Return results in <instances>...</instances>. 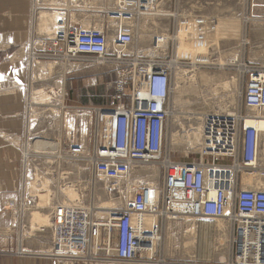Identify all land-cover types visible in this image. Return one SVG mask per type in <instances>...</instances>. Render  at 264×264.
I'll use <instances>...</instances> for the list:
<instances>
[{
	"label": "rangeland",
	"instance_id": "374dc122",
	"mask_svg": "<svg viewBox=\"0 0 264 264\" xmlns=\"http://www.w3.org/2000/svg\"><path fill=\"white\" fill-rule=\"evenodd\" d=\"M162 4L163 0L156 1L155 5L150 4L146 8L148 10L141 15L123 20L118 18L123 16H118L116 0H33L32 19L36 36L27 45L25 60L30 65V71L24 90L28 116L24 153L27 152L28 158L22 174V190L27 194L23 206L30 212L31 227L34 224L50 227L52 241L50 254L63 261L72 264H230L233 237L231 226L223 219L184 218L165 222L160 229L161 240L156 242L152 239L151 243L142 245L140 251L136 253V257L141 261L124 263L117 261L100 263L87 259L84 261L83 257H89L88 252L91 253L86 244L82 250L71 243L84 254L81 259L70 258L64 252L66 249L64 247L56 248L57 229L53 227L51 218L55 206L65 204L76 213L84 212L90 206L106 203L110 206L108 209H93V221L104 222L103 217L108 211L122 210L131 188L128 181L106 180L91 174L90 157L95 143L94 124L99 112L102 111L92 108L76 109L73 118L68 115L62 117L63 87L58 86L59 82L63 83L61 64L54 62L65 59L42 56L53 50L58 51L52 46V42H55V37L61 40L59 37L62 33L65 34L70 26L81 28L102 26L110 29L117 19H120L134 31V43L127 51L137 56H154L160 60H168L171 55L169 35L174 20L176 22L195 14H204L202 16L211 21L207 15H214L212 53L210 52L202 63L197 58L195 63L190 60L172 69L171 116L166 133L165 152L175 162L199 159L198 141L195 140V134L197 135L199 131L196 130L194 121L200 119L203 114L232 113L240 110L249 116L255 114L244 109L241 100L244 84L238 69L243 64L256 67L264 65V23L251 17L252 13L259 12V7L251 11L247 7V0H187L184 6L187 8L186 12L173 14L174 19H170L163 14ZM38 14L44 23L42 26L37 25ZM181 28L186 29L183 26ZM208 35L209 33L203 37L206 38L209 47ZM184 36L185 33L181 32L178 37ZM62 43L59 41L58 49L61 50L58 54L63 53ZM109 49L111 52V45ZM101 63L105 64L103 68L107 71L108 91H113L114 96V89L118 86V93L122 91L125 97L130 80L124 77L121 82L117 75V69L121 68L117 63ZM76 65L82 66L75 63L73 67ZM210 66L214 68H209ZM21 90L20 88L19 91ZM38 91L43 93V98H40ZM44 92H48L49 96ZM5 93L6 95L10 93L13 100L18 97L16 94L19 92L12 88ZM2 95L0 93V97ZM124 101L126 104L127 96ZM34 102L44 104L36 105ZM114 104V98H111L108 106ZM79 112H83V115ZM259 114L256 115L260 116ZM142 170L150 172L153 178L160 169L149 166L143 167ZM238 179L246 180L243 184L245 186L256 185L264 188V148L260 154L257 171L255 173L242 171ZM151 181L150 178L147 179V182ZM161 181L160 178V183ZM64 187L72 189L77 195L76 198L65 195ZM44 215L45 224L33 220ZM84 219L83 213L81 221ZM201 223L209 225L203 230L204 233L200 231ZM149 229L150 226L147 231L151 230ZM74 231H70L72 233L68 237L69 240L81 237L77 234L82 232L73 234ZM91 254L93 255V252Z\"/></svg>",
	"mask_w": 264,
	"mask_h": 264
},
{
	"label": "built area",
	"instance_id": "2783aa9c",
	"mask_svg": "<svg viewBox=\"0 0 264 264\" xmlns=\"http://www.w3.org/2000/svg\"><path fill=\"white\" fill-rule=\"evenodd\" d=\"M156 1L159 0H116V10L118 16L133 18L137 11L155 5ZM247 5L251 11L259 7V12L252 13L251 17L264 23V0H247ZM112 26L110 29L70 26L65 34L62 33L61 40L57 38L52 42L53 47L58 46L59 41L65 42L67 59L115 62L122 68L119 77L130 80L127 103L123 94L114 95L115 104L107 116L98 117L99 125L98 118L95 120L100 136L92 148V173L106 180L131 183L124 211L119 215L112 213L109 223L102 225L108 235L106 241H110L109 248L105 249L106 256L113 257L114 261H129L142 245L151 243L156 227L146 231L143 222L145 216L154 214L171 221L185 216L223 219L231 226L233 237L229 263L264 264V188L245 186L246 180L238 179L242 171H257L264 148V131L256 125L245 124L249 114L241 110L235 117L229 113L203 114L196 161L175 162L165 152L172 93V69L168 60L174 59L178 66L193 60L184 52L185 56L181 52L182 56L178 55V50L185 45L199 48L206 39L203 35L213 32V24L202 15L174 20L169 35L171 55L168 60L137 56L127 51L134 43L133 29L119 19ZM181 32L185 36L178 38ZM111 44L118 49L110 52ZM42 57L58 59L63 56L53 50ZM194 57L199 60L202 53L194 52ZM242 70L244 109L255 112L254 115L260 113L264 119V65L244 64ZM149 166L160 168L157 179L152 178L151 182H147L151 173L142 170ZM72 209L64 210L59 206L55 210L56 247L66 248L64 252L70 258L81 259L84 254L71 243L83 250L84 231L73 233L81 236L76 240L68 237L74 220H81L83 212L75 213ZM86 228L89 237L97 239L100 236L93 223L89 222ZM103 248L97 247L100 251Z\"/></svg>",
	"mask_w": 264,
	"mask_h": 264
},
{
	"label": "crops",
	"instance_id": "0c3cea01",
	"mask_svg": "<svg viewBox=\"0 0 264 264\" xmlns=\"http://www.w3.org/2000/svg\"><path fill=\"white\" fill-rule=\"evenodd\" d=\"M186 1L163 0V14L174 19L173 14L186 12ZM32 3L33 0H0V93L3 94L0 97V264H72L50 254V227L37 224L31 227L30 212L23 206L27 197L22 190V174L27 163L24 151L28 120L24 90L30 71V65L25 60L27 45L36 36ZM207 16L214 26V15ZM37 20L38 26L44 24L40 14ZM213 34L214 30L208 35L211 53ZM54 63L61 64L63 83L59 82L58 86L63 87L62 117L68 115L73 118L76 109L109 107L114 96L113 91H108L107 71L103 68L105 64L67 59ZM75 63L82 66L73 67ZM117 75H122L119 68ZM12 88L19 92L13 100L8 93ZM114 90L116 95L118 86ZM107 215H104V220ZM151 225L148 224L150 228Z\"/></svg>",
	"mask_w": 264,
	"mask_h": 264
},
{
	"label": "bare ground",
	"instance_id": "6f19581e",
	"mask_svg": "<svg viewBox=\"0 0 264 264\" xmlns=\"http://www.w3.org/2000/svg\"><path fill=\"white\" fill-rule=\"evenodd\" d=\"M146 10H148V9H144V10H140V11H137L138 13H135L134 15H133V17L134 16H137L138 14H141V13H143L144 11H146ZM118 18H120V19H126V20H128V19H131L130 17H118ZM119 19V20H120ZM125 22V21H124ZM75 28H81V27H75ZM62 37V36H61ZM58 37H55V41H56V39H57ZM60 38V37H59ZM179 38V37H178ZM61 42H63V41H61ZM63 45V47H64V50H63V53L62 54H60V55H62L63 57V59H67V58H65V54H64V51H65V42H63L62 43ZM58 46H59V42H58ZM58 46H56L55 48L58 50L57 52H59L61 49H58ZM111 46H112V50H114L115 51V49H118V46L117 45H115V44H111ZM62 47V48H63ZM113 47H114V49H113ZM69 48H71V45L69 46ZM179 52H178V55H180L181 53H182V55L183 56H185L184 54L186 53L187 55H188V57H191L192 59H193V63H195L197 60H196V58L194 57V52H196V53H198V54H200V52L202 53V57H200V59L199 60H201L200 62L202 63V61L203 60H206V56H209L208 54H210V51H209V47H208V42L206 41V40H204V42H203V44L199 47V48H191V47H189L188 45H185V46H182L179 50H178ZM181 52V53H180ZM183 52H184V54H183ZM182 55H180V56H182ZM170 58V57H169ZM67 60H72V59H67ZM168 65L171 67V69H173V67H176V66H178V63L174 60V59H171V60H168ZM34 63H37V62H34ZM193 65H195V64H193ZM239 65H241V64H239ZM244 65V64H243ZM243 65L238 69V72H239V75H240V77H241V80H242V74H243ZM127 79V78H126ZM171 84H172V75H171ZM244 88H245V85H244ZM173 89V88H172ZM50 90V89H49ZM140 91H141V89H139ZM43 91H45V90H43ZM243 91H244V89H243ZM39 93H40V91H38ZM130 92H131V85H130V87H129V89H128V92H127V95H129L130 94ZM47 96H49V94H48V92H44ZM119 93H121V94H123L124 95V93L121 91V92H119ZM118 94V93H117ZM116 94V95H117ZM126 95V96H127ZM141 96H142V98H145L146 96H145V94L144 93H142L141 94ZM40 98H43V93H40ZM37 99H39V98H37ZM40 100V99H39ZM38 101V100H37ZM40 102H42V101H40ZM38 103V102H37ZM111 108L110 107H107V108H94V110H97V111H102V112H99V115H98V117L101 115V117H105V116H107L106 114L109 112V110H110ZM236 113L237 112H232V113H229V115H231V116H234L235 117V115H236ZM100 118V117H99ZM99 118L96 120L97 121V123H98V125H99ZM200 119H201V117H200ZM200 119L198 118V119H196L195 121H194V125H195V128H196V130L197 131H199V133H197V135L195 134V140L196 141H198V143H199V140H200ZM96 121H95V124H94V128H95V145L98 143V141H99V136H100V130H99V126L97 127V125H96ZM245 124L246 125H256V126H258V129L259 130H261V131H264V119L262 118V115H260V116H258V115H253V116H248V118L246 119V122H245ZM199 125V126H198ZM263 135H264V132H263ZM197 136H198V140H197ZM171 140V139H170ZM173 140V139H172ZM171 140V141H172ZM198 145V144H197ZM94 148V147H93ZM93 151V150H92ZM76 152V151H75ZM28 154H27V152H25L24 153V156H25V158H28V156H27ZM259 158V157H258ZM258 158H256V162H257V160H258ZM92 160H93V155H92V153H91V157H90V163L92 162ZM160 169V168H159ZM159 173H160V170H159V172H158V174H157V176L156 177H153V180L154 179H157V177H158V175H159ZM91 174L93 175V176H95L93 173H92V171H91ZM95 177H101V176H95ZM102 178V177H101ZM103 179H105V178H103ZM151 180H152V177H151ZM161 184L162 183H160V187H161ZM64 189H65V195H67L69 198H76L75 196H77L76 195V193L74 192V191H72V189H70L69 187H64ZM126 193H128V190L126 191ZM67 197V198H68ZM69 200H71V199H69ZM73 200V199H72ZM126 205V204H125ZM62 207L64 210H68L69 209V206L67 207L65 204H60V205H57V206H55V208L52 210V212H51V218H52V225H53V227H55L56 228V226H55V223H54V221H53V219H54V213H55V210H56V208L57 207ZM91 207V206H90ZM90 207H88L87 209H86V211H84L83 213L85 214V219L83 220V221H81V220H74V224H73V227H71V229H70V231H73V230H75L73 233H75V232H83L84 231V239L86 240L85 241V244L87 245V247H88V250H90L91 251V253L93 252V255L90 253V252H88V256L89 257H83V259H84V261H85V259H87V260H94V261H97V262H100V263H109V262H112V261H114L113 260V257H108V256H106V251H105V249H107V248H109V244H110V241H106V239L108 238V235L106 234V230H105V227H104V230H103V224L104 223H106V224H108L109 223V220H110V218H111V216H112V213H114V214H116V215H119V214H121L123 211H124V207L122 208V210H119V211H114V210H110V211H108V215L107 216H105L106 218H105V221L104 222H102V221H100V220H96V221H93V218H94V210L93 209H108L110 206L108 205V204H106V203H101V204H98V205H96L95 207H91V209H90ZM73 211V210H72ZM73 212H75V211H73ZM154 216V217H153ZM186 219V218H190V219H197V218H194V217H190V216H185V217H183V218H181V219ZM181 219H179V220H181ZM33 220H38V223L39 222H41V223H43V224H45V222H46V216L44 215V216H39L37 219L36 218H34ZM147 221L149 222V223H151V224H153V225H151V228L150 229H152L153 227H156V233H155V236L153 237V240L154 241H156V242H158L159 240H161V236H160V229H161V227H162V224H164L165 222H167V221H171V220H165V219H162V218H160V217H156L154 214H152V215H148V216H145V220H144V222H143V226H144V229L147 231V228L149 227L148 226V224L149 223H147ZM155 221H156V223H155ZM172 221H177V220H172ZM90 222V225H92V223L95 225V227H96V232L100 235L97 239L95 238V239H93V238H91V237H89V235H88V231H87V228L86 229H84L86 226H87V224ZM33 224V223H32ZM200 231H201V233H202V231L208 226L209 227V225H207V224H205V223H201L200 225ZM199 228V227H198ZM57 229V228H56ZM149 229V230H150ZM207 230V229H206ZM208 231V230H207ZM114 232H115V230H113V234H114ZM203 233H204V231H203ZM102 234V235H101ZM56 237H58V235H57V231H56ZM78 239V238H77ZM200 239H201V237H200ZM76 240V239H75ZM103 240V241H102ZM101 241V242H100ZM97 243V244H96ZM200 244H201V240H200ZM98 246H103L104 248H103V250L102 251H100V249H97V247ZM57 248V247H56ZM104 256V257H103ZM99 257H103L102 259H100V260H98L97 258H99ZM132 261H141V259H139V258H137L136 257V253L134 254V257L131 259V260H129V261H117V262H120V263H124V262H132ZM142 262H146L145 260H142Z\"/></svg>",
	"mask_w": 264,
	"mask_h": 264
},
{
	"label": "flooded vegetation",
	"instance_id": "af4514ba",
	"mask_svg": "<svg viewBox=\"0 0 264 264\" xmlns=\"http://www.w3.org/2000/svg\"><path fill=\"white\" fill-rule=\"evenodd\" d=\"M212 65H213V63H212ZM209 68H214V66H210ZM214 73V72H213Z\"/></svg>",
	"mask_w": 264,
	"mask_h": 264
}]
</instances>
